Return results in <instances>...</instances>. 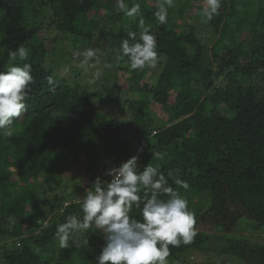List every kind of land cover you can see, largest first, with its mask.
I'll return each mask as SVG.
<instances>
[{"label": "trees", "instance_id": "16d2710c", "mask_svg": "<svg viewBox=\"0 0 264 264\" xmlns=\"http://www.w3.org/2000/svg\"><path fill=\"white\" fill-rule=\"evenodd\" d=\"M249 1L222 0L207 25L188 30L203 0H174L165 24L154 17L161 0H125L141 5L133 18L116 0H0V71L23 45L30 55L15 63H30L34 78L13 136H0V264H95L102 231L77 234L87 246L61 248L56 226L82 216L85 190L132 156L138 170L159 165L195 213L197 235L170 245L168 264H216L209 253L264 264L261 237L226 242L205 232L264 228V6L248 10ZM141 17L157 62L132 71L120 49L128 33L138 38ZM207 26L212 46L197 31ZM88 48L100 50L99 62L82 65L81 55L73 65ZM130 216L141 218L135 205Z\"/></svg>", "mask_w": 264, "mask_h": 264}, {"label": "clouds", "instance_id": "9594fccd", "mask_svg": "<svg viewBox=\"0 0 264 264\" xmlns=\"http://www.w3.org/2000/svg\"><path fill=\"white\" fill-rule=\"evenodd\" d=\"M221 4L222 0H203L201 17L212 20L219 14ZM115 7L118 12L133 18L141 5L137 2L129 7L125 0H116ZM173 7L174 0H161L154 12L155 19L165 24L168 10ZM138 28V38L136 32L128 33L129 39L122 40L120 49V58L127 57L132 71L155 67L157 62V41L151 25H146L141 17ZM99 52V49L88 48L73 55H82L81 64L87 65L93 60L99 62ZM29 55L30 49L23 45L10 51L11 63L6 70L0 71V136L12 137L14 122L27 112L26 100L34 79L32 65L23 63L21 66L15 62L26 61ZM153 155L163 159L164 154L155 152ZM137 161L138 157L132 156L119 167L108 169L105 174L111 177L110 180L98 176L85 190L82 200L78 201L83 215L70 213L64 217V223L56 226L59 247L87 246V240L80 241L75 237L89 229H98L102 231L105 243L95 264H168L170 245L178 247L193 241L197 235V221L188 200L171 186L159 165L149 163L141 171ZM169 177L172 184L188 190L187 181L171 173ZM141 189L144 190L143 198L139 194ZM134 205L139 209L140 219L130 216Z\"/></svg>", "mask_w": 264, "mask_h": 264}, {"label": "rangeland", "instance_id": "374dc122", "mask_svg": "<svg viewBox=\"0 0 264 264\" xmlns=\"http://www.w3.org/2000/svg\"><path fill=\"white\" fill-rule=\"evenodd\" d=\"M139 1H141V0H139ZM181 1L183 2L184 0H181ZM178 4H179V2L176 3V5H178ZM194 5H195V3H194ZM261 5L264 6V3H261L258 0H250L249 2H247L246 8L248 10H252L254 8L257 9ZM196 14H199V17H195V18L192 17V16L187 17V20H189V22H190L188 30H190L191 28H200L203 24L207 25V23H209V21H207L205 18L201 17V15H200V13L198 11H196ZM112 24H113V22H112ZM212 30H213V28H211L210 26H207V28L205 27L202 30H197L199 35H200L199 37H201L202 39H205V40H211L210 46L213 45V40L212 39H214V36H213L214 34L212 35V33H211ZM66 45H68V43H66ZM73 60H74L73 63H72L73 65H75L78 62H80V60H78L75 56H74ZM50 61H51V59H50ZM86 70H94V69L91 68V69H86ZM97 70H102V69L99 68ZM97 72H92L91 75L89 74V76L94 77ZM99 107H100L101 110L106 109L104 104H101ZM127 121L129 122L130 120L127 119ZM128 125H129V123H128ZM240 230L241 231H239L238 233H234V234H227V233L222 232V231L209 232L207 229L205 230V232L208 235H210L211 237H214L215 239L216 238H223L226 242H228V240H244V239L247 240L248 238L250 239V241H252V240L255 241L254 239H256L258 242H261L260 240L262 238L263 239L262 243H264V228L261 229V230L258 229L259 230L258 232H255V233L253 232L252 233L251 225H242V227H240ZM260 231H262V232H260ZM259 237H261V238H259ZM217 245L218 244L215 243V245L213 247H216ZM213 256H215V254L209 253L208 256L205 258V260H207L208 262H214L216 264H242L239 260L234 259V258L233 259H229L227 261V263H222V261L219 260V256H217L216 258H214Z\"/></svg>", "mask_w": 264, "mask_h": 264}, {"label": "built area", "instance_id": "2783aa9c", "mask_svg": "<svg viewBox=\"0 0 264 264\" xmlns=\"http://www.w3.org/2000/svg\"><path fill=\"white\" fill-rule=\"evenodd\" d=\"M141 151H142V148L139 149V152H140V153H141Z\"/></svg>", "mask_w": 264, "mask_h": 264}]
</instances>
